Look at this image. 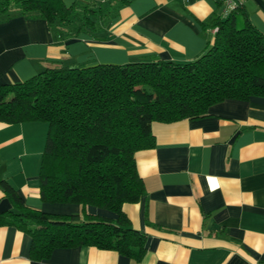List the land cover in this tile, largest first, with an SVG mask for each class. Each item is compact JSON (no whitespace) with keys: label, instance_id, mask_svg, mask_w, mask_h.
I'll return each mask as SVG.
<instances>
[{"label":"crops","instance_id":"crops-1","mask_svg":"<svg viewBox=\"0 0 264 264\" xmlns=\"http://www.w3.org/2000/svg\"><path fill=\"white\" fill-rule=\"evenodd\" d=\"M63 1L75 16L60 33L43 18L0 13V82H24L55 63H187L209 50L212 19L229 13L221 0ZM236 1L264 36V0ZM48 129L42 121H0V177L30 208L79 214L77 203L41 199ZM151 130L155 145L135 154L146 193L124 205L147 238L141 261L86 245L34 259L31 235L0 225V264H264V97L226 99L204 118L153 121ZM3 195L0 188V213L13 208Z\"/></svg>","mask_w":264,"mask_h":264},{"label":"trees","instance_id":"trees-1","mask_svg":"<svg viewBox=\"0 0 264 264\" xmlns=\"http://www.w3.org/2000/svg\"><path fill=\"white\" fill-rule=\"evenodd\" d=\"M74 9L63 0H0V13L43 18L58 33L73 26ZM211 27L217 30L209 50L187 63H55L24 82H0L1 122L49 125L41 199L81 206L79 214L30 208L0 177L3 197L13 206L0 213V225L30 234L34 259L86 245L142 260L147 238L132 226L124 205L146 193L135 154L155 145L152 122L204 118L226 99L264 97V36L242 4L213 18ZM89 206L116 217L90 213Z\"/></svg>","mask_w":264,"mask_h":264},{"label":"built area","instance_id":"built-area-1","mask_svg":"<svg viewBox=\"0 0 264 264\" xmlns=\"http://www.w3.org/2000/svg\"><path fill=\"white\" fill-rule=\"evenodd\" d=\"M102 2H104L105 0H101ZM223 3L225 4L226 8L230 11L231 9H233L235 6L240 5L239 2H237L236 0H223ZM214 32H216L217 28L213 29Z\"/></svg>","mask_w":264,"mask_h":264}]
</instances>
